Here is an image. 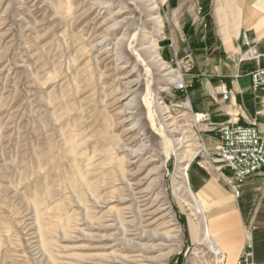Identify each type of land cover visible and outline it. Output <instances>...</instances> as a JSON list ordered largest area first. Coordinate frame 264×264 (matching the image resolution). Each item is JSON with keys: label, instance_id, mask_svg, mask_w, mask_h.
Listing matches in <instances>:
<instances>
[{"label": "rangeland", "instance_id": "374dc122", "mask_svg": "<svg viewBox=\"0 0 264 264\" xmlns=\"http://www.w3.org/2000/svg\"><path fill=\"white\" fill-rule=\"evenodd\" d=\"M198 1L0 0V264H217L173 185L220 145L194 124L206 61L176 47Z\"/></svg>", "mask_w": 264, "mask_h": 264}, {"label": "crops", "instance_id": "0c3cea01", "mask_svg": "<svg viewBox=\"0 0 264 264\" xmlns=\"http://www.w3.org/2000/svg\"><path fill=\"white\" fill-rule=\"evenodd\" d=\"M197 4L194 11L203 10L208 20L201 19L203 26H183L182 36L190 41L185 47L179 41L176 47L182 55L195 51L198 59L206 61L212 99L209 107L194 105L192 111L210 115L211 120L203 123L210 126V132L217 133L226 124L256 125L263 130L264 90H253L250 74L264 66V61L244 59V37L255 40L264 54V0H199ZM226 92L230 97L224 100ZM201 153L209 167L205 171L201 166L204 162L196 166L192 162L188 167L189 184L204 214L207 235L218 248L223 264H238L249 234L255 262L264 264V177L252 175L239 186L230 169L215 165L219 162L216 153V159L207 155L206 149ZM188 237L190 248L200 235L192 231Z\"/></svg>", "mask_w": 264, "mask_h": 264}, {"label": "built area", "instance_id": "2783aa9c", "mask_svg": "<svg viewBox=\"0 0 264 264\" xmlns=\"http://www.w3.org/2000/svg\"><path fill=\"white\" fill-rule=\"evenodd\" d=\"M244 44L247 52L244 57L246 61L263 60L264 54L257 49V42L244 37ZM173 48V45H171ZM174 61V60H172ZM188 67H190L187 61ZM252 88L255 91L264 90V66L254 69L250 74ZM187 85L184 80H180L176 86L178 91L186 90ZM224 100L230 97L226 92ZM211 120L207 113L194 114V124L207 123ZM220 145L217 149V159L225 168L233 173L234 180L239 186L252 175L264 177V129L260 130L256 125L238 126L226 124L218 129ZM236 196L239 190L235 189ZM238 264H257L254 257V247L250 234L247 244L240 256Z\"/></svg>", "mask_w": 264, "mask_h": 264}, {"label": "bare ground", "instance_id": "6f19581e", "mask_svg": "<svg viewBox=\"0 0 264 264\" xmlns=\"http://www.w3.org/2000/svg\"><path fill=\"white\" fill-rule=\"evenodd\" d=\"M150 10L153 12V11L156 10V7L155 6L154 7L151 6ZM154 20L157 23L160 22V18H156ZM142 39H143L144 42H146V41L150 40V37L148 36V34H145V35L142 36ZM147 45H149V43ZM146 50H147V52H151L152 53L153 59L155 60L156 63H158L160 69L162 68L163 71L169 70L168 75H171L172 77H175V81H174L175 83L176 82L178 83L180 80H182V78H183L182 73H179V72L177 73L174 70H170V68H168L166 66V64L163 63L160 54L156 51L155 46L152 43L149 45L148 48H146ZM181 160L182 161L180 163L181 166L178 169V171H179L178 175H177V177H176V179L174 180V183H173L175 191L180 196L186 197L190 207L192 208L193 213L198 218L200 217V220L202 222L201 225H202V229H203V237H202L203 240L202 241L208 248H210L212 250L213 253H216L218 255V257H219L220 256L219 255V250L216 248V245L210 241V239H209V237L207 235L208 234L207 229H206L207 227H206V224H205L204 214H202L201 206H200L198 200H196V197L193 195V193L191 191V188L187 184V177H188V175H187V167L189 166V163L191 161H190V159L187 160L184 157ZM217 264H223L222 258L219 257V259L217 261Z\"/></svg>", "mask_w": 264, "mask_h": 264}]
</instances>
